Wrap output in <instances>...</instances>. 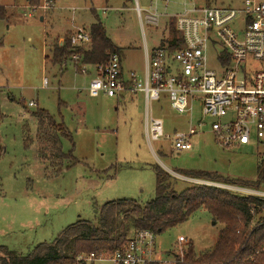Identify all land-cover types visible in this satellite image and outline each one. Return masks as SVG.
Segmentation results:
<instances>
[{
  "label": "rangeland",
  "instance_id": "rangeland-1",
  "mask_svg": "<svg viewBox=\"0 0 264 264\" xmlns=\"http://www.w3.org/2000/svg\"><path fill=\"white\" fill-rule=\"evenodd\" d=\"M166 1L165 7L159 0H53L46 12H30L25 0H0L6 11V20L0 21V247L5 252L27 255L79 220L95 224L96 212L105 203L149 202L155 195V167L174 178L176 191L222 184L188 179L181 171L255 183L257 167H264V148L254 145V138L247 146L222 148L210 131L213 120L201 117L199 105H194L192 113L178 114L165 96L151 102L149 114L161 121L163 137L149 143L142 94L92 98L87 92L95 73L92 65H84L82 74L77 70L83 65L71 60L72 56L64 61L65 66L51 62V45L63 44L77 29L86 32L100 22L121 51L123 77L130 73L143 77L144 45L151 50L173 33L171 18L162 16L158 26H153L145 20L147 12L155 5L159 14L167 16L183 9L181 0ZM193 1L205 6V0ZM242 2L209 0L210 6ZM208 58L209 68L215 70L212 52ZM38 110L46 111L70 134L72 143L61 138L60 146L64 153H72L77 164L38 158V152L51 156L55 151L52 143L39 139L43 130L32 116ZM190 120L195 131L190 137L192 148L178 153L172 147L173 137L187 133ZM261 182L257 190L264 192ZM221 228L207 212L197 211L183 224L158 235L156 244L169 251L183 238L201 254L212 248Z\"/></svg>",
  "mask_w": 264,
  "mask_h": 264
},
{
  "label": "built area",
  "instance_id": "built-area-1",
  "mask_svg": "<svg viewBox=\"0 0 264 264\" xmlns=\"http://www.w3.org/2000/svg\"><path fill=\"white\" fill-rule=\"evenodd\" d=\"M159 1L167 6L166 0ZM181 2L183 9L177 14L161 15L155 5L145 17L153 26H158L162 16L171 18L181 46L172 45V50L168 44H159L151 50L145 46L141 78L134 73L124 78L119 57L110 56L104 65L94 67L88 95L118 98L124 93L142 94L145 136L149 143L163 137L162 123L150 116L149 105L165 96L170 108L178 114L192 113L194 105H199L201 117L213 120L210 131L222 148L247 146L252 138L254 145L264 148V0L210 7L197 6L193 0ZM53 5V0H42L40 6L28 7L30 12L37 9L46 12ZM136 12L141 18L137 6ZM69 41L74 47L88 45L89 31L77 29ZM209 52L213 53L215 70L209 68ZM71 60L78 63L79 57L73 55ZM79 69L76 70L85 74L84 65ZM191 124L190 120L187 133L174 135V151L191 150L190 137L195 134ZM201 126L202 122H197V127ZM218 188L264 202V192L256 188L223 184ZM156 237L147 230L135 231L125 246L110 256L79 255L75 264H181L188 241L179 239L173 248L164 251L156 244Z\"/></svg>",
  "mask_w": 264,
  "mask_h": 264
},
{
  "label": "trees",
  "instance_id": "trees-1",
  "mask_svg": "<svg viewBox=\"0 0 264 264\" xmlns=\"http://www.w3.org/2000/svg\"><path fill=\"white\" fill-rule=\"evenodd\" d=\"M28 6H36L40 0H25ZM205 6L210 7L209 0ZM6 20V11L0 6V21ZM170 39L160 44L181 46L177 38L174 21ZM90 43L72 46L68 39L63 44L51 45L49 52L53 65L62 66L69 56L77 55L79 63L93 67L104 65L110 56L117 55L121 62V51L106 36L100 22L89 28ZM65 66V64L63 65ZM32 116L42 128L45 143H52L55 149L50 156L38 152L39 159L50 157L52 163L67 160L70 166L77 164L71 152L61 150L59 139L72 143L70 134L62 125H57L46 111L38 110ZM3 115L0 113V122ZM58 144V147L56 146ZM2 149L0 148V157ZM59 171V170H58ZM156 186L152 200L140 204L135 200L121 199L105 203L96 212L95 224L79 220L64 229L52 242L41 243L27 255H11L0 247V264H75L79 255L98 254L110 256L122 249L130 235L147 230L155 236L186 222L197 211L207 212L218 231L212 248L201 254L193 251L187 243L181 264H264V202L249 196H239L226 190L195 185L176 191L174 178L159 167L153 169ZM181 176L213 183L234 184L235 186L258 189L264 180V167H257L254 184L225 179L209 172L181 171Z\"/></svg>",
  "mask_w": 264,
  "mask_h": 264
},
{
  "label": "crops",
  "instance_id": "crops-1",
  "mask_svg": "<svg viewBox=\"0 0 264 264\" xmlns=\"http://www.w3.org/2000/svg\"><path fill=\"white\" fill-rule=\"evenodd\" d=\"M137 7H139L138 5H137ZM55 9V8H54ZM54 11V10H53ZM70 31V30H69ZM62 44V43H61ZM144 47H145V45H144ZM144 66H145V54H144ZM122 69V68H121ZM94 264H97V263H94Z\"/></svg>",
  "mask_w": 264,
  "mask_h": 264
}]
</instances>
